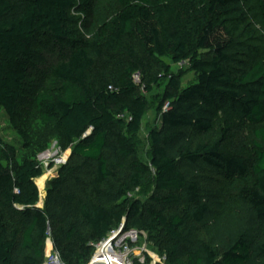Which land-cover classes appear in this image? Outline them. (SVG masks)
<instances>
[{
	"label": "trees",
	"instance_id": "obj_1",
	"mask_svg": "<svg viewBox=\"0 0 264 264\" xmlns=\"http://www.w3.org/2000/svg\"><path fill=\"white\" fill-rule=\"evenodd\" d=\"M165 83L149 165L130 136ZM0 110L71 151L43 208V166L0 161V264H44L48 241L90 264L123 224L166 264H264V0H0Z\"/></svg>",
	"mask_w": 264,
	"mask_h": 264
},
{
	"label": "rangeland",
	"instance_id": "obj_2",
	"mask_svg": "<svg viewBox=\"0 0 264 264\" xmlns=\"http://www.w3.org/2000/svg\"><path fill=\"white\" fill-rule=\"evenodd\" d=\"M75 18L78 26L85 20L82 16H75ZM164 61L171 66L175 75L181 76L183 89L197 82L195 72L192 71L189 62L175 65L171 58H166ZM44 68L47 69L48 65H45ZM50 83L46 79L41 84L49 87L51 86ZM166 85L167 83L163 84L161 87L156 88L152 94L147 95L150 108L144 118L142 130L138 136H130L136 144L140 159L149 165L151 164L152 150L150 134L153 129L160 128L162 124V115L157 110L161 102L160 98L165 93ZM0 138L6 146L11 147L13 150L11 152L13 161L10 163L4 161V156L0 151V161L4 165L13 167L21 164L28 157H34L43 166L44 175L36 180V184L39 188L41 199L45 202L50 182L58 176L61 166L67 163L71 151L62 150L54 131L41 124L34 112L28 113L22 119L20 125L16 127L10 122L7 114L0 110ZM153 191L154 183L152 181L145 189L137 191L130 197L145 202ZM203 237L206 240L210 238L208 234H203ZM51 243L48 241L46 246V261L55 256V250ZM100 247L98 246L95 255ZM132 255L135 259L134 264H166L158 250L153 244L149 243L146 235H139V243L134 246Z\"/></svg>",
	"mask_w": 264,
	"mask_h": 264
},
{
	"label": "built area",
	"instance_id": "obj_3",
	"mask_svg": "<svg viewBox=\"0 0 264 264\" xmlns=\"http://www.w3.org/2000/svg\"><path fill=\"white\" fill-rule=\"evenodd\" d=\"M169 109L170 104H165L164 111L167 112ZM139 235L140 234L136 230L126 231L125 225L123 224L117 231H114L111 236L106 241L102 242L99 246L102 247L109 245L114 251V254L117 257H120L119 260H121L122 264H134L135 259L132 254L134 246L139 243ZM54 253L55 256L45 261L44 264H64L60 258V255L57 252ZM94 260L95 259L93 258L92 261Z\"/></svg>",
	"mask_w": 264,
	"mask_h": 264
},
{
	"label": "bare ground",
	"instance_id": "obj_4",
	"mask_svg": "<svg viewBox=\"0 0 264 264\" xmlns=\"http://www.w3.org/2000/svg\"><path fill=\"white\" fill-rule=\"evenodd\" d=\"M97 258L100 262L108 263V264H122L121 260H119L120 257H117L111 247L109 245L102 246L98 253ZM114 262V263H113Z\"/></svg>",
	"mask_w": 264,
	"mask_h": 264
},
{
	"label": "water",
	"instance_id": "obj_5",
	"mask_svg": "<svg viewBox=\"0 0 264 264\" xmlns=\"http://www.w3.org/2000/svg\"><path fill=\"white\" fill-rule=\"evenodd\" d=\"M71 155V152L69 154V157ZM38 207L40 208H43L44 207V201H42L41 199V195H40V201H39V204H38ZM97 255V254H96ZM96 255L94 256V261H92L90 264H108V263H103V262H100L98 259H96Z\"/></svg>",
	"mask_w": 264,
	"mask_h": 264
}]
</instances>
